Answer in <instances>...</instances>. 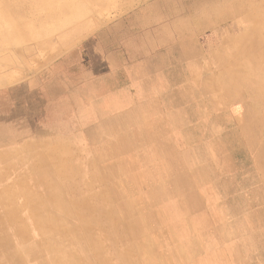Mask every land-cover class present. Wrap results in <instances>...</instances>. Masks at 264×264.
<instances>
[{"label":"rangeland","instance_id":"1","mask_svg":"<svg viewBox=\"0 0 264 264\" xmlns=\"http://www.w3.org/2000/svg\"><path fill=\"white\" fill-rule=\"evenodd\" d=\"M106 1V9L88 11L86 32L70 46L0 74V175L29 178L39 172L43 179L60 178L58 185L53 180L45 185L65 206L78 199L81 206L85 198L92 204L96 196L106 200L105 209L116 210L114 241L93 244L97 259L88 264H264V76L246 68L264 52V29L255 22L252 29L234 25L249 12L261 16L264 0H243L245 11L228 18L225 12L242 0ZM136 16L147 24L139 25ZM31 23L13 18L4 39L9 36L25 49ZM105 30L108 43L124 49L144 33L147 48L164 54L168 46L194 44L187 47L184 82L180 63L175 64L179 82H170L169 89L98 121L90 114L89 129L71 132L65 129L70 125L55 121L57 108L41 98L48 85L36 82L65 51ZM56 164L67 170L68 185ZM41 205L50 212L61 208ZM67 223L60 227L80 225L73 219ZM30 225L20 245L0 249L13 253L25 247L34 254L28 262L22 252L15 254L20 264H58L59 236ZM83 230L80 242H87ZM72 237L69 233L64 244L77 263L90 248Z\"/></svg>","mask_w":264,"mask_h":264},{"label":"bare ground","instance_id":"2","mask_svg":"<svg viewBox=\"0 0 264 264\" xmlns=\"http://www.w3.org/2000/svg\"><path fill=\"white\" fill-rule=\"evenodd\" d=\"M244 2L243 0L238 3L234 2L230 6L229 11L225 12L224 17H236L238 13L244 12L246 8ZM108 5V1L106 0H62L59 2L56 0H0V51H2L0 55V74L4 73L6 67L27 64L32 58L38 57L47 50L55 49L54 52L57 53V50L67 48L73 40L78 39L86 32L88 22L90 21L86 16L88 11L90 10L92 13L101 11L106 9ZM12 9L14 11L10 14ZM254 14L253 12H249L245 17L237 19L234 25L237 28L249 27V29H252L255 22L254 27L264 29V11L261 12V16ZM13 18L18 22H22L25 18L32 20L31 27L26 31L27 33L24 32L26 34L27 45H25V49L23 50L21 46L15 45L11 37L8 36L6 39L3 37L8 28V23ZM16 33H19V30ZM54 52L53 54H55ZM263 64L264 52L260 53L255 61L252 60V62L248 63L246 68L253 71V75L255 76H264ZM260 85H262L260 86V90L264 92V83ZM71 157H74V155ZM72 162H75V160ZM46 168L44 166L41 170L45 171ZM49 168L51 169L50 166ZM65 171L67 170H62L56 164V172L65 175L61 179L68 185L67 181L69 180ZM36 178H40L41 182L37 181ZM13 179L11 174L0 175V248H6L10 243L20 245L24 239V227L30 221L33 223L30 226L34 230H37L38 233H42L43 235L52 233V235L59 236L58 243L54 248V254H58L55 256L58 264H63L64 262L66 264H88L89 259H97V255L91 252L93 244L97 243L102 246L101 242L107 245L110 244V241H114V226L118 220L117 216H115L116 210L105 209L106 205L103 201L106 202V200L104 198L102 201L100 198L94 196V204L93 202L92 204L88 202L89 198H85L81 206V199L80 201L78 199L75 202L73 201L71 206H65L66 204L62 203L61 197L53 191L55 189L45 185L51 184L52 180L54 184L58 185L60 178H51L52 180L43 179L40 173L37 172L31 174L29 178L24 175L23 178L22 176L15 175L14 181ZM43 202H48L49 205L59 204L61 208L58 211L50 212L48 208H44L41 205ZM79 207H82L84 212ZM73 209L76 212L74 211L71 214V210ZM23 212L25 215L21 217ZM69 219L77 221L80 225L77 224V226L71 227L68 230H63L60 226L62 224L69 225L67 223ZM132 226L135 227V224L132 223ZM81 228L84 229L83 233L85 235L89 234L87 242H80ZM133 231L134 229H132ZM69 233L73 235L71 241L77 242L79 239V243L83 247L84 244L85 246L87 244L90 248V252L84 255V257L77 256V263L70 260L73 258V253L69 251L71 248L64 244ZM17 249L18 252L23 253V260L28 262L35 259L34 254L29 252L25 247ZM111 249L114 250V247H111ZM48 251L53 252V249ZM18 252L9 253L6 250L0 249V264H20V260L15 255Z\"/></svg>","mask_w":264,"mask_h":264},{"label":"crops","instance_id":"3","mask_svg":"<svg viewBox=\"0 0 264 264\" xmlns=\"http://www.w3.org/2000/svg\"><path fill=\"white\" fill-rule=\"evenodd\" d=\"M134 18L141 26L147 24V20L141 17ZM147 37L144 33L124 49L117 43L110 45L105 30L86 38L57 58L47 68L42 81L36 82L48 85L49 93L41 98H48L49 105L57 108L55 121L70 125L65 129L71 132L82 131L89 129L86 125L94 122L88 117L90 114H95L98 121L105 113L113 114L126 107L132 109V102L137 99H150L158 89H169L170 82H179L175 79V64L178 68L180 63V82H184L183 67L186 55L190 53L187 47L194 44L176 46V49L168 46L164 54L160 49H148ZM133 89L136 90L135 98ZM71 139L74 140L73 135Z\"/></svg>","mask_w":264,"mask_h":264}]
</instances>
